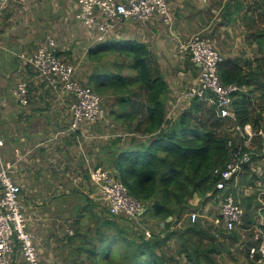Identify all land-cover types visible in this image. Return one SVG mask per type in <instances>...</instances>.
Here are the masks:
<instances>
[{"label": "trees", "instance_id": "1", "mask_svg": "<svg viewBox=\"0 0 264 264\" xmlns=\"http://www.w3.org/2000/svg\"><path fill=\"white\" fill-rule=\"evenodd\" d=\"M252 3L249 7L254 19L256 11L259 16L264 13V0ZM257 34L253 41L257 50L263 51L264 33ZM99 43L86 52L96 64L84 84L99 95L112 96L110 115L127 131L114 137L108 162L113 175L146 209L136 219L110 215L108 208L95 207L87 197L85 204L74 207L69 225L72 233H65L61 245L70 258L66 264H178L176 255L165 250L173 235L180 240L177 256H184L185 262L216 264L217 254L225 249L216 236L238 240V230L227 231L213 222L207 227L200 219L192 222L189 217L183 219L182 227L174 226L190 212L189 200L194 195L202 203L207 193L215 196L220 192L215 187L219 176L214 169L223 167L229 158L232 137L219 128L230 121L217 117L212 107L197 99L175 116L169 115L168 84L147 44L113 37ZM67 53L70 51H58L59 55ZM251 63L253 60L227 58L219 73L223 82L240 88L232 101L237 123L250 124L258 131L264 129V108L253 105L254 85L259 84L264 98L259 75L264 71L261 62L253 68ZM244 167L250 171L248 165ZM150 221L156 229L148 226ZM244 221L245 226L253 223L247 210Z\"/></svg>", "mask_w": 264, "mask_h": 264}, {"label": "crops", "instance_id": "2", "mask_svg": "<svg viewBox=\"0 0 264 264\" xmlns=\"http://www.w3.org/2000/svg\"><path fill=\"white\" fill-rule=\"evenodd\" d=\"M61 3L65 6V0H61ZM167 3L172 14L171 25L165 24L160 17L153 16L145 21H125L120 27L126 25L127 30L131 31L129 35L132 37L123 40L143 42L154 53L168 84L169 108V102L173 101L177 91L192 84L199 71V67L189 58L179 56V43L200 32L208 33L212 38V34L217 35L220 31L221 38H226L227 32L232 34L231 23L238 20L251 22L253 16L249 7L252 3L250 0H167ZM30 7L32 9L25 12L21 4L0 0V13L4 14L0 16V139L3 141L0 146V163H11L10 173L20 187L25 208L36 205L34 197L38 193H44L43 206L52 210L55 207L63 209V200L73 198L75 190L90 183V164L111 168L108 159L115 133L112 134L111 125L105 120L81 124L78 129L70 130L68 103L71 97L48 88L18 56L21 52L33 53L44 40V0L31 4ZM251 8L253 9L252 6ZM219 13L220 21L213 23V15ZM88 37L94 40L89 33ZM221 43L223 45L218 44L221 51L215 46L225 56L224 59H246L241 58L231 46L233 41L226 40L230 47L224 46V41ZM62 56L71 61V53ZM22 78L28 79L30 84V101L27 106L20 105L12 94V88ZM82 80L86 83V77H82ZM125 134L126 132L123 133ZM67 171L72 174L69 175ZM53 187L63 190L57 194L59 197L50 190ZM91 189L94 193L91 191L89 195L95 205H98L97 199L101 198L97 196L94 186ZM50 193L53 197H58L57 201L51 199ZM209 198L208 196L201 203L199 197L194 195L189 200L190 210L197 209L200 213L207 209ZM101 204L98 206L100 209L105 207L104 200ZM189 213L185 212L174 227H182L183 219ZM208 218L211 219V216ZM30 219L31 216L28 221ZM44 219H49L48 213ZM70 221L72 223L73 218ZM148 226L156 229L153 221ZM216 237L217 241H222L221 236ZM240 243L241 241L237 242L238 245ZM175 245H180L177 235L167 240L166 252ZM220 255L221 253L216 256V264H219ZM181 257L184 256L176 255V258ZM184 258V263L176 260L177 263L189 264Z\"/></svg>", "mask_w": 264, "mask_h": 264}, {"label": "built area", "instance_id": "3", "mask_svg": "<svg viewBox=\"0 0 264 264\" xmlns=\"http://www.w3.org/2000/svg\"><path fill=\"white\" fill-rule=\"evenodd\" d=\"M18 4H35L40 0H5ZM76 19L94 41L110 38L125 21H145L158 16L167 25L172 23L167 0H73ZM177 52L181 58L199 67L195 81L179 89L170 104L169 111L186 108L193 99L212 107L216 116L228 119L234 136L228 141L229 158L223 167L215 168L219 176L216 189L219 209L212 219L216 227L227 231L238 230L241 243L239 248L246 251L245 264H264V217L245 226L246 210L235 198L231 187L238 183L244 166L252 162V156L264 153V129L254 131L250 124L241 126L236 121L232 101L240 88L236 83H225L220 77L223 55L216 48L208 33H196L181 41ZM18 56L29 65L47 86L71 97L68 109L71 117L69 129L76 130L81 124L105 120L109 125L102 98L88 85L75 76V66L58 54L57 44L51 38L41 43L33 53L21 52ZM15 100L27 106L30 96L29 80L22 78L12 88ZM184 105V106H183ZM168 114L170 115L171 113ZM237 138V139H235ZM259 138V142L257 141ZM257 143H259L260 150ZM3 141L0 139V146ZM11 163H0V264H39V251L34 236L28 230V217L21 200L20 187L11 175ZM255 181L261 180L256 200L264 206V165L251 168ZM89 180L105 201L110 215H124L138 218L146 207L128 192L126 185L116 178L109 168L93 165L89 169ZM211 197V193H207ZM258 204V205H260ZM261 210V206L257 208ZM201 214L190 210L192 222ZM67 232L72 233L69 229ZM149 235V232L146 231Z\"/></svg>", "mask_w": 264, "mask_h": 264}, {"label": "rangeland", "instance_id": "4", "mask_svg": "<svg viewBox=\"0 0 264 264\" xmlns=\"http://www.w3.org/2000/svg\"><path fill=\"white\" fill-rule=\"evenodd\" d=\"M251 2L252 0H250V3ZM37 3H39V1H37ZM21 7L25 12L29 8L32 9V7H30V4H22ZM74 14L75 10L73 6V0H65V6H63L61 0H44V40H42V43L48 38H51L55 41V44H57L58 50L64 49L63 51H70L72 55L71 61H66L75 66V76L80 82H83L82 77H86L87 73L91 71L92 66L96 64L94 63V61L87 58L86 52L89 49L91 43L92 47L98 46L100 45V43L88 37L87 30L76 19H74ZM2 15L4 14L0 13V16ZM220 17V13L214 14L213 23H218L220 21ZM230 25L232 27L231 35L233 38L228 32L226 38H221V32L219 31L217 32V35H211L214 44L220 50V47L218 45L219 43L223 45L221 42L224 41V46L230 47L228 44H226V40L233 41L234 44H232L231 46L236 50L237 53L241 55V58L253 60V63H251V68H253L257 62H261L263 66L262 70L264 71V58H261L264 55V50H257V42L253 41L255 35H258L257 33H264V13L259 16L256 11V15L253 21L250 22L248 20H238L234 23H231ZM216 26H218V24ZM130 32L131 31L127 30L126 25H123L122 28L119 26L118 29H116V31L113 33L112 37L123 40L127 37H132L131 35H129ZM109 57L111 58V56ZM106 58H108V56L105 57V59ZM124 71L127 73L126 69H124ZM259 75H261L260 79L264 83V74ZM258 86L259 84L254 85L255 97L253 98V105L255 108L260 109L264 108V98L261 97L263 96V91L257 88ZM100 97L102 98V106L106 111L108 120L113 124V126H111L112 134L115 133V136L113 137H117L120 134L126 132L127 130L125 129L124 125L115 121L114 117L110 115V109L112 108L113 102L112 96L107 95L106 97H104L100 95ZM179 111V109H175L174 111H169V113H171L170 115H175L179 113ZM231 127L232 125L230 122L228 123L224 121L223 125L219 128V132L229 134V137L231 138L232 136H234ZM257 145L259 146V143H257ZM259 154L261 155L256 156L254 159H252L251 164L248 165V167H250V171L249 169L245 168L244 171L246 172L242 173L243 177L242 175H240L237 185L235 187H231L235 198L242 204V206H244L245 209L248 202L250 203L249 209L246 210L247 215L251 217V219H253V222H257V220L259 221L260 216L264 217V206L261 205L260 202L255 198L259 190L258 184L262 181H255L252 175L253 172L251 170V168L253 167H261L264 165V153L260 150ZM93 165L90 164L89 167H92ZM111 169L112 168H110V170ZM67 172H69V175L72 174L71 171ZM244 175L246 178H244ZM54 187L50 188V190L56 195L63 192L62 189H54ZM90 188H92V185L88 182L87 185H82L81 189L79 188L78 190H75V196L73 198L71 197L63 200V203H65V207L63 209H61L60 207H55L52 210L50 208H47L46 206H43L44 193H38V195L34 197L36 205H30L29 207L26 206L28 207V209L24 207L27 217L31 216L30 221H28L30 226L28 227V230L33 234L34 243L39 251V264H66V262L70 261V258L63 252L61 245L63 244L62 242L65 233L70 229L69 225L71 224L70 220L74 215V207L76 205L80 206L81 204H85L87 202V197L90 199L89 202L94 203L93 199L89 195V193L92 191V189L90 190ZM92 192L94 193V191ZM97 193V196L101 198L97 199L98 205H96L95 207L98 208V206L103 202V198L102 196H100L101 193H99L98 191L96 192V194ZM220 194L221 191L217 194V196L212 195L209 198L207 209L200 211L201 216L198 219H200L207 227L213 226L212 219L218 213L219 203L217 197ZM50 196L54 201H57V198L59 197V195H57L58 197H53L52 193H50ZM75 203L76 205H74ZM259 206H261L260 211L257 210ZM105 207L107 208L106 204ZM46 213H48L49 219H44ZM210 216L211 219L208 218ZM238 237V240H235L234 238L226 240V238H223L222 243H224L225 249H222L221 255L219 256V264H245L244 258L246 255V251L239 248L240 244L238 245L237 242L241 241V238L240 236ZM177 248L178 247L176 245L172 248L169 247L168 252L170 254L173 253L177 255ZM183 258L184 257H181V259L176 258V260L184 263V261L182 260Z\"/></svg>", "mask_w": 264, "mask_h": 264}, {"label": "water", "instance_id": "5", "mask_svg": "<svg viewBox=\"0 0 264 264\" xmlns=\"http://www.w3.org/2000/svg\"><path fill=\"white\" fill-rule=\"evenodd\" d=\"M168 218H171L170 216Z\"/></svg>", "mask_w": 264, "mask_h": 264}]
</instances>
